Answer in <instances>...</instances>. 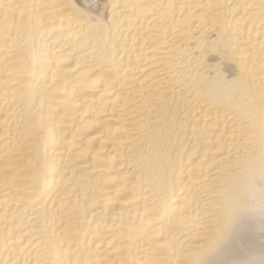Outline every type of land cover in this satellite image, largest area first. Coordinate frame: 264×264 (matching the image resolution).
Here are the masks:
<instances>
[{"label": "bare ground", "instance_id": "1", "mask_svg": "<svg viewBox=\"0 0 264 264\" xmlns=\"http://www.w3.org/2000/svg\"><path fill=\"white\" fill-rule=\"evenodd\" d=\"M0 264H264V0H0Z\"/></svg>", "mask_w": 264, "mask_h": 264}]
</instances>
